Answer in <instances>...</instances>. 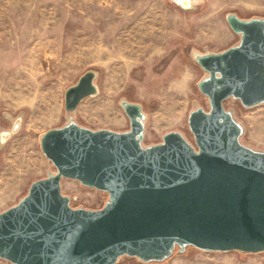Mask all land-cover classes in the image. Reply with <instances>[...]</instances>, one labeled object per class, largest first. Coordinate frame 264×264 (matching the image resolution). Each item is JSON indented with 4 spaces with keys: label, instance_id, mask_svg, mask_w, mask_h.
Returning <instances> with one entry per match:
<instances>
[{
    "label": "water",
    "instance_id": "water-1",
    "mask_svg": "<svg viewBox=\"0 0 264 264\" xmlns=\"http://www.w3.org/2000/svg\"><path fill=\"white\" fill-rule=\"evenodd\" d=\"M227 18L240 43L198 59L210 72L200 88L211 101L209 111L189 117L198 149L175 131L143 147L145 115L134 102H124L126 132L76 123L49 129L41 145L57 172L34 181L0 213V257L15 264H115L123 255L162 259L177 244L264 251V152L238 141L240 125L224 106L230 96L245 106L264 101V19ZM95 77L89 70L66 90V110L96 93ZM63 178L108 191L110 200L96 210L74 208L62 193Z\"/></svg>",
    "mask_w": 264,
    "mask_h": 264
},
{
    "label": "rangeland",
    "instance_id": "rangeland-1",
    "mask_svg": "<svg viewBox=\"0 0 264 264\" xmlns=\"http://www.w3.org/2000/svg\"><path fill=\"white\" fill-rule=\"evenodd\" d=\"M179 2L0 0V213L57 172L42 149L46 131L71 123L129 131L124 102L142 106L143 147L175 131L198 149L189 117L211 108L200 88L210 72L198 59L239 44L228 15L264 19V0H193L192 9ZM89 70L96 93L66 110V90ZM224 106L240 125L238 141L264 152V101L245 106L230 96ZM62 193L74 208L96 210L110 200L108 191L73 178L62 179ZM0 264L15 263L0 257ZM115 264H264V251L177 244L162 259L123 255Z\"/></svg>",
    "mask_w": 264,
    "mask_h": 264
},
{
    "label": "bare ground",
    "instance_id": "bare-ground-1",
    "mask_svg": "<svg viewBox=\"0 0 264 264\" xmlns=\"http://www.w3.org/2000/svg\"><path fill=\"white\" fill-rule=\"evenodd\" d=\"M183 4H181V3ZM180 5H182L185 9H192V7H194V3L193 0H180Z\"/></svg>",
    "mask_w": 264,
    "mask_h": 264
}]
</instances>
